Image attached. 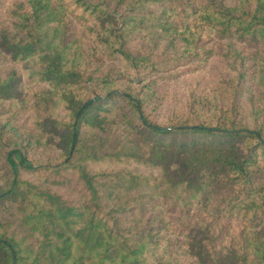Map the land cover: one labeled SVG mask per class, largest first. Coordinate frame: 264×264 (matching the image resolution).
<instances>
[{
  "label": "trees",
  "instance_id": "trees-1",
  "mask_svg": "<svg viewBox=\"0 0 264 264\" xmlns=\"http://www.w3.org/2000/svg\"><path fill=\"white\" fill-rule=\"evenodd\" d=\"M170 234L264 264V0H0V264H150Z\"/></svg>",
  "mask_w": 264,
  "mask_h": 264
},
{
  "label": "rangeland",
  "instance_id": "rangeland-1",
  "mask_svg": "<svg viewBox=\"0 0 264 264\" xmlns=\"http://www.w3.org/2000/svg\"><path fill=\"white\" fill-rule=\"evenodd\" d=\"M220 57H215L210 59L206 66L194 73V76L182 77L177 79L171 85H168L172 88L174 93H185L188 89V84L190 82H198L205 85L212 81V79L217 76L218 67L221 66ZM17 69L19 66L15 64ZM10 68L14 66L10 65ZM216 73V74H215ZM26 118V117H24ZM54 176H48L52 179ZM73 198H76L75 194L72 195ZM181 238L175 235L170 234L166 240L161 244L148 248L147 257L150 264H190V260L183 252L181 246Z\"/></svg>",
  "mask_w": 264,
  "mask_h": 264
}]
</instances>
